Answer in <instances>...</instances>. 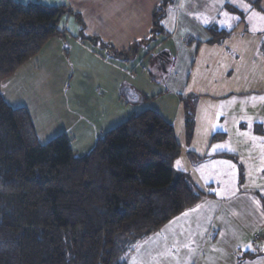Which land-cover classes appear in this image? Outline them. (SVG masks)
<instances>
[{
	"label": "crops",
	"instance_id": "obj_1",
	"mask_svg": "<svg viewBox=\"0 0 264 264\" xmlns=\"http://www.w3.org/2000/svg\"><path fill=\"white\" fill-rule=\"evenodd\" d=\"M164 1L25 0L65 7L79 15L84 37L98 38L115 51L139 45L132 57L113 58L81 39V26L70 15L64 17L67 26L61 19L62 37L51 38L0 89L10 107L28 112L40 144L63 133L81 156L103 133L145 111L172 125L175 136L178 125L186 139L189 114L194 128L203 97L230 104L241 97L231 111L219 110L217 124L204 127L206 147L220 143L210 142L215 133L238 128L242 121L246 129L264 128V0H172L159 23L162 30L153 34V13ZM208 29L227 34L213 40ZM252 101L262 110L250 112ZM240 106L248 111L242 116L236 114ZM228 135L212 154L191 155L196 164L220 162L236 175L237 156L226 147Z\"/></svg>",
	"mask_w": 264,
	"mask_h": 264
},
{
	"label": "trees",
	"instance_id": "obj_2",
	"mask_svg": "<svg viewBox=\"0 0 264 264\" xmlns=\"http://www.w3.org/2000/svg\"><path fill=\"white\" fill-rule=\"evenodd\" d=\"M171 1L154 11L153 34ZM65 15L81 26V39L109 56L135 55L139 45L118 52L84 37L79 15L65 7L0 0V89L51 38L62 37ZM208 32L213 40L227 34ZM179 154L172 125L153 111L132 114L81 156L63 133L40 144L28 112L0 93V264H127L138 244L204 197L175 171Z\"/></svg>",
	"mask_w": 264,
	"mask_h": 264
},
{
	"label": "rangeland",
	"instance_id": "obj_3",
	"mask_svg": "<svg viewBox=\"0 0 264 264\" xmlns=\"http://www.w3.org/2000/svg\"><path fill=\"white\" fill-rule=\"evenodd\" d=\"M17 3L30 4L25 0ZM65 16L62 26H67ZM202 99L194 114L196 124L190 141L184 139L182 130L176 125L180 154L174 167L188 176L204 197L192 209L174 217L138 244L133 255L130 254L131 264H264V128L261 129L263 133L255 127L246 129L242 121L238 128L224 129L229 134L226 147L232 148L237 156L235 164L239 171L236 175L220 168V162L198 166L199 160H191V155L212 154L216 145H222L223 139L220 136V143L212 142L211 147L207 146L210 149L207 148L204 127L217 124L219 110L231 111L234 102H239L241 97L235 96L232 104L211 97ZM255 104L256 101L250 103V112H254L253 108L256 112L262 110ZM246 112L242 106L236 109L238 116ZM224 134L215 133L209 140Z\"/></svg>",
	"mask_w": 264,
	"mask_h": 264
},
{
	"label": "snow or ice",
	"instance_id": "obj_4",
	"mask_svg": "<svg viewBox=\"0 0 264 264\" xmlns=\"http://www.w3.org/2000/svg\"><path fill=\"white\" fill-rule=\"evenodd\" d=\"M179 163V162H178Z\"/></svg>",
	"mask_w": 264,
	"mask_h": 264
}]
</instances>
